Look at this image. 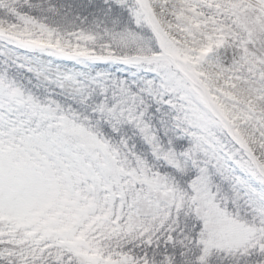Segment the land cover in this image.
Wrapping results in <instances>:
<instances>
[{
	"label": "snow or ice",
	"instance_id": "snow-or-ice-1",
	"mask_svg": "<svg viewBox=\"0 0 264 264\" xmlns=\"http://www.w3.org/2000/svg\"><path fill=\"white\" fill-rule=\"evenodd\" d=\"M0 264H264V0H0Z\"/></svg>",
	"mask_w": 264,
	"mask_h": 264
}]
</instances>
